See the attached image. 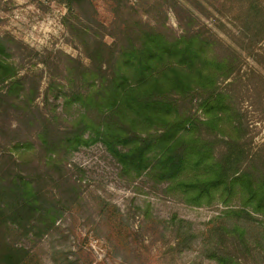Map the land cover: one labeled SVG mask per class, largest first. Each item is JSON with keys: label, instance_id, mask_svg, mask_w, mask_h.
Listing matches in <instances>:
<instances>
[{"label": "trees", "instance_id": "1", "mask_svg": "<svg viewBox=\"0 0 264 264\" xmlns=\"http://www.w3.org/2000/svg\"><path fill=\"white\" fill-rule=\"evenodd\" d=\"M119 1L108 26L97 22L91 28L81 24L91 1L65 0L64 24L88 62L38 59L47 69L44 101L59 88L54 94L63 100L59 111L39 108V75L19 74L12 58L21 44L0 36V120L13 116L17 126L7 127L15 144L0 150V228L42 234L52 227L76 193L60 172L64 155L98 142L123 175H145L189 205L222 204L219 220L202 240H212L206 257L239 264L237 252L249 253L250 247L238 221L252 220L251 212L264 216V141L252 144L237 103L244 78L260 76L256 68L240 74L241 64L249 58L264 65L257 52L264 44V0H238L233 20L247 33L220 30L228 40L202 29L190 11L176 34ZM242 84L249 90L250 84ZM14 153H39L40 170L22 176L15 169L37 167L29 159L13 162ZM233 202L238 207L230 208ZM7 255L13 262L21 254L10 248Z\"/></svg>", "mask_w": 264, "mask_h": 264}, {"label": "rangeland", "instance_id": "2", "mask_svg": "<svg viewBox=\"0 0 264 264\" xmlns=\"http://www.w3.org/2000/svg\"><path fill=\"white\" fill-rule=\"evenodd\" d=\"M90 1L81 24L91 28L97 27V22L108 26L113 3L117 0ZM194 1L199 4L195 9L191 7L197 4ZM119 3L131 7L142 20L164 24V28L176 34L187 24L186 11L197 17L202 29H212L225 40L228 39L220 31L224 28L232 29L235 34L239 32L240 36L247 33L238 20H233L238 0H177L176 7L171 0H122ZM65 15V0H0V36H9L21 44L19 54L15 51L12 58L19 64V74L35 72L39 75V95L35 102L43 111L50 107L62 110L63 100L54 96L59 90L56 88L48 93V102L44 101L48 76L38 59L56 63L70 56L85 64L88 62L64 24ZM104 41L111 42V37L105 35ZM257 50L261 53L259 62H264V44ZM255 68L260 76L250 74L248 79L244 78L237 103L252 144L258 145L264 141V65L260 67L248 58L241 64L240 74H249L251 70L256 73ZM242 83L250 84L249 90ZM75 106L72 105L71 114ZM8 126L17 127L13 116L0 120L2 151L15 144ZM30 140L36 143L33 136ZM0 156L1 168L4 158L1 153ZM12 156L17 164L29 159V166L37 167V170L15 169L22 176L36 174L43 162L39 153ZM62 163L61 175L76 191H72L73 202L42 234L36 229L1 227L0 264H219L206 257L212 240L205 244L202 241L211 223L219 220L217 217L225 208L219 202L189 205L178 195L168 193L164 184L154 185L145 175L125 176L116 160L98 142L67 152ZM56 192L57 189L54 194ZM235 204L231 203L230 208L238 207ZM250 214L252 220L238 221L250 247L249 253L244 249L237 252L238 262L264 264V216ZM10 248L18 249L21 254L13 262L8 261Z\"/></svg>", "mask_w": 264, "mask_h": 264}]
</instances>
